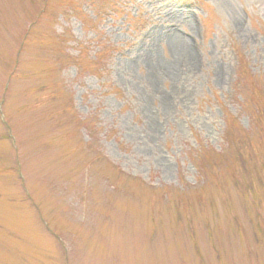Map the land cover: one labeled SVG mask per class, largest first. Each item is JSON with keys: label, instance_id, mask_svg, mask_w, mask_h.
Segmentation results:
<instances>
[{"label": "rangeland", "instance_id": "obj_1", "mask_svg": "<svg viewBox=\"0 0 264 264\" xmlns=\"http://www.w3.org/2000/svg\"><path fill=\"white\" fill-rule=\"evenodd\" d=\"M116 3L0 0V264H264V0Z\"/></svg>", "mask_w": 264, "mask_h": 264}, {"label": "bare ground", "instance_id": "obj_2", "mask_svg": "<svg viewBox=\"0 0 264 264\" xmlns=\"http://www.w3.org/2000/svg\"><path fill=\"white\" fill-rule=\"evenodd\" d=\"M172 38H173L172 39V45H173L174 50L176 51L177 55H179V58H181L182 56H185L188 59L189 55L186 53L184 41L182 39H178V38H175V37H172ZM153 60L154 59H153V57H152V55L150 53V50L147 51V61L151 63Z\"/></svg>", "mask_w": 264, "mask_h": 264}, {"label": "trees", "instance_id": "obj_3", "mask_svg": "<svg viewBox=\"0 0 264 264\" xmlns=\"http://www.w3.org/2000/svg\"><path fill=\"white\" fill-rule=\"evenodd\" d=\"M117 2H118V3H116V4H118V6H119V5H120V3H121V0H117ZM224 107H225V106H224V105H222V111H223V114H224Z\"/></svg>", "mask_w": 264, "mask_h": 264}]
</instances>
